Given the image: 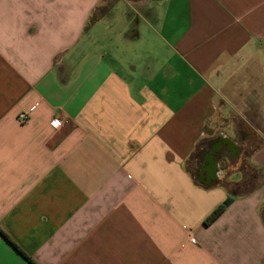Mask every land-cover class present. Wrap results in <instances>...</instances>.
<instances>
[{
  "label": "crops",
  "instance_id": "crops-1",
  "mask_svg": "<svg viewBox=\"0 0 264 264\" xmlns=\"http://www.w3.org/2000/svg\"><path fill=\"white\" fill-rule=\"evenodd\" d=\"M105 1L0 0V228L36 264H264V0Z\"/></svg>",
  "mask_w": 264,
  "mask_h": 264
},
{
  "label": "flooded vegetation",
  "instance_id": "flooded-vegetation-1",
  "mask_svg": "<svg viewBox=\"0 0 264 264\" xmlns=\"http://www.w3.org/2000/svg\"><path fill=\"white\" fill-rule=\"evenodd\" d=\"M240 152L241 149L239 146L236 147L228 138L219 136L210 141V143L204 147L203 151L197 154L194 162L197 165V170L203 171L204 168L208 174H211V172L219 174L228 167V163H233L232 160L240 157L238 154ZM213 162H223V170L218 169L217 171H213Z\"/></svg>",
  "mask_w": 264,
  "mask_h": 264
},
{
  "label": "rangeland",
  "instance_id": "rangeland-1",
  "mask_svg": "<svg viewBox=\"0 0 264 264\" xmlns=\"http://www.w3.org/2000/svg\"><path fill=\"white\" fill-rule=\"evenodd\" d=\"M114 0H106L105 1V4L103 5V6H101L99 9H97V11H95V13H93V16L91 17V19L93 18H95V14L97 13V12H99V11H101V10H103V9H106V7L108 6V5H110V4H112V2H113ZM122 3L121 2H119V0L118 1H116L115 3H114V6L112 5V14L114 15V19H115V23L117 22V20H121L122 19V17L124 16V11H123V9H124V7H123V5H121ZM120 5H121V7H120ZM119 7L122 9V11H121V13L119 14L118 13V10H119ZM128 12H130L128 9H125V13L126 14H128ZM120 15V16H119ZM225 125V123H219V127L220 128H223V127H225L224 126ZM237 126H238V129L240 130L239 131V133H242V139L241 140H244L243 139V137L245 138V136H246V131H245V129H244V127H243V129H242V125L239 127V125L237 124ZM206 131L209 133V134H211L213 131H214V129L212 128V127H210V126H207L206 127ZM241 140H238V142H240ZM254 143H256V142H254ZM240 144V146L241 145H243L244 143H239ZM237 169H240V170H242L241 172H236V173H234L233 175L235 176L234 178H236V177H241L242 175H244V173L246 172V169L247 170H249V172H250V174H251V172H252V174H254V176H255V180L257 179V181H260V177H261V173L260 172H258L256 169H253L252 168V166L251 165H249V163H247L246 162V160H245V158H242L241 160H240V163H239V166H238V168Z\"/></svg>",
  "mask_w": 264,
  "mask_h": 264
},
{
  "label": "trees",
  "instance_id": "trees-1",
  "mask_svg": "<svg viewBox=\"0 0 264 264\" xmlns=\"http://www.w3.org/2000/svg\"><path fill=\"white\" fill-rule=\"evenodd\" d=\"M95 19V18H94ZM93 18L91 21L94 20ZM229 199L222 202L220 205H218L215 209H213L210 214L207 216V221L210 222L214 220L225 208V206L228 204ZM0 234L5 238V240L11 244V246L24 258L27 260L29 264H36L34 259L29 256L26 252H24L18 244H16L1 228H0Z\"/></svg>",
  "mask_w": 264,
  "mask_h": 264
},
{
  "label": "built area",
  "instance_id": "built-area-1",
  "mask_svg": "<svg viewBox=\"0 0 264 264\" xmlns=\"http://www.w3.org/2000/svg\"><path fill=\"white\" fill-rule=\"evenodd\" d=\"M17 119L19 120V122L22 123L25 122L28 119V112L26 111L19 112V114L17 115ZM50 123L53 127H59L61 123V119L60 117L55 116L51 119ZM190 241H193V238L190 237Z\"/></svg>",
  "mask_w": 264,
  "mask_h": 264
}]
</instances>
